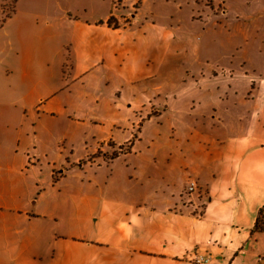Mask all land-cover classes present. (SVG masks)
I'll return each mask as SVG.
<instances>
[{"label":"crops","instance_id":"obj_1","mask_svg":"<svg viewBox=\"0 0 264 264\" xmlns=\"http://www.w3.org/2000/svg\"><path fill=\"white\" fill-rule=\"evenodd\" d=\"M96 1L103 7L95 20L72 24L76 43L65 60L74 81L107 87L91 105V151L67 154L66 138H33L0 153V264H197L194 256L208 257L206 264L262 263L264 232L255 223L264 207V76L250 96L221 90L227 79L216 77L217 91L190 95V114L181 95L163 112L155 100L146 106L169 86L158 78L175 30L154 21L157 0ZM2 30L1 76L12 46ZM33 47L13 62L18 86L35 81ZM28 95L19 97L22 113L34 109ZM47 105L53 111L60 102ZM153 105L156 118L129 142L120 128ZM106 139L129 142L130 152L108 161L94 149ZM189 180L198 186L193 194L185 192Z\"/></svg>","mask_w":264,"mask_h":264},{"label":"rangeland","instance_id":"obj_2","mask_svg":"<svg viewBox=\"0 0 264 264\" xmlns=\"http://www.w3.org/2000/svg\"><path fill=\"white\" fill-rule=\"evenodd\" d=\"M183 3V9L178 10L177 4ZM150 4L152 6V2L146 6ZM102 7L96 0H17L10 19L1 22L0 15L3 35L12 37V46L2 56L7 70L0 75L1 154L11 152L17 139L27 142L33 138H66L67 154L73 150L82 155L84 148L90 153L93 141L90 127L86 125L93 124L91 105L96 96L107 94V87L104 82H89L86 78L74 81L72 64L65 65V60L67 49L76 43L72 24L95 20L96 12ZM153 8L157 9L154 21L174 29L176 38L173 37V53L165 55L159 69L158 81L170 82L169 86L154 94L155 99L152 97L150 103L146 100V106L155 100L157 105L163 104L160 108L163 112V106L181 95L179 106L190 114V95L217 91L216 77L227 79L225 83L220 82L221 90L237 89L251 95L255 84L264 76V0H157ZM27 45H34L36 78L33 84L20 81L18 86V82H14L18 66L13 62L22 61ZM44 71L48 74L38 81ZM25 93H29L34 109L22 113L23 101L19 97ZM49 96L54 97L49 100ZM48 100L60 105L51 111ZM151 107L152 110L155 106ZM131 117L128 129L120 128L121 133L128 131L129 142L138 137L144 121L156 118L153 110L149 114L141 110ZM32 123L35 135L27 136ZM129 142L106 139L98 142L94 149L98 155L104 153L110 161L128 154ZM59 150L62 151V147ZM29 152L28 162L31 163L33 150ZM105 170L101 172V181L107 174Z\"/></svg>","mask_w":264,"mask_h":264},{"label":"trees","instance_id":"obj_3","mask_svg":"<svg viewBox=\"0 0 264 264\" xmlns=\"http://www.w3.org/2000/svg\"><path fill=\"white\" fill-rule=\"evenodd\" d=\"M17 0H0V15L2 14L1 22H5L6 20L11 18V15L14 12L15 5ZM255 229L264 232V207L259 211L258 217L255 223ZM262 263L264 264V258L262 259Z\"/></svg>","mask_w":264,"mask_h":264},{"label":"built area","instance_id":"obj_4","mask_svg":"<svg viewBox=\"0 0 264 264\" xmlns=\"http://www.w3.org/2000/svg\"><path fill=\"white\" fill-rule=\"evenodd\" d=\"M197 184L196 182L194 181H191L190 184H189V187L187 189V194H193L196 190H197ZM209 258H205V257H202V256H194L192 261L194 263H197V264H206L209 262Z\"/></svg>","mask_w":264,"mask_h":264}]
</instances>
